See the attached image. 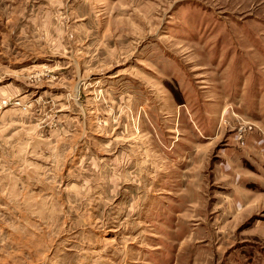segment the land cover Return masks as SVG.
Wrapping results in <instances>:
<instances>
[{
    "label": "rangeland",
    "instance_id": "374dc122",
    "mask_svg": "<svg viewBox=\"0 0 264 264\" xmlns=\"http://www.w3.org/2000/svg\"><path fill=\"white\" fill-rule=\"evenodd\" d=\"M0 264H264V0H0Z\"/></svg>",
    "mask_w": 264,
    "mask_h": 264
},
{
    "label": "built area",
    "instance_id": "2783aa9c",
    "mask_svg": "<svg viewBox=\"0 0 264 264\" xmlns=\"http://www.w3.org/2000/svg\"><path fill=\"white\" fill-rule=\"evenodd\" d=\"M0 104H1V105H4V104H5V101L1 100V101H0Z\"/></svg>",
    "mask_w": 264,
    "mask_h": 264
}]
</instances>
